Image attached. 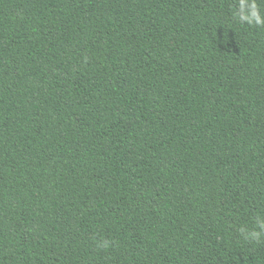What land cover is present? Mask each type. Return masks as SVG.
<instances>
[{
  "label": "trees",
  "instance_id": "1",
  "mask_svg": "<svg viewBox=\"0 0 264 264\" xmlns=\"http://www.w3.org/2000/svg\"><path fill=\"white\" fill-rule=\"evenodd\" d=\"M0 264H264V0H0Z\"/></svg>",
  "mask_w": 264,
  "mask_h": 264
}]
</instances>
